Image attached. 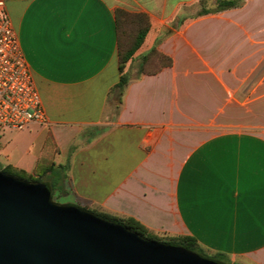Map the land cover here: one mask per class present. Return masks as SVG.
<instances>
[{
	"label": "crops",
	"instance_id": "0c3cea01",
	"mask_svg": "<svg viewBox=\"0 0 264 264\" xmlns=\"http://www.w3.org/2000/svg\"><path fill=\"white\" fill-rule=\"evenodd\" d=\"M4 2L47 119L11 165L63 166L80 207L264 264V0ZM119 8L150 18L120 97ZM152 47L172 65L143 73Z\"/></svg>",
	"mask_w": 264,
	"mask_h": 264
},
{
	"label": "water",
	"instance_id": "95a60500",
	"mask_svg": "<svg viewBox=\"0 0 264 264\" xmlns=\"http://www.w3.org/2000/svg\"><path fill=\"white\" fill-rule=\"evenodd\" d=\"M0 264H225L52 199L0 170Z\"/></svg>",
	"mask_w": 264,
	"mask_h": 264
},
{
	"label": "trees",
	"instance_id": "16d2710c",
	"mask_svg": "<svg viewBox=\"0 0 264 264\" xmlns=\"http://www.w3.org/2000/svg\"><path fill=\"white\" fill-rule=\"evenodd\" d=\"M241 4V0H217V6L215 10L227 9L237 7ZM208 10L202 9L200 13L207 12ZM116 34H117V45H118V63L120 77L118 83L114 86L113 90H117L119 97L122 95L127 83L128 77L124 71V66L129 61L134 53L139 49L143 43L145 36L150 28V18L146 13L142 12H129L124 9H116ZM172 59L161 53L156 47H152L145 55L141 58L140 71L143 73H155L163 67L171 66ZM61 169L63 166H59ZM0 170L13 174L25 180H32L45 183L51 190L53 197L55 191L59 188L60 173H56L57 170H49L44 175H37L35 172H27L24 169L14 167L11 164L2 165L0 162ZM63 170V169H62ZM59 172V171H58ZM46 176V181L42 177ZM83 208V207H82ZM87 209V208H85ZM89 210V209H88ZM92 212L105 217L107 219L114 220L121 223L133 231L146 236L151 239L167 242L172 245L181 247L187 251L212 258L216 261L230 264L227 256L223 253H208L203 247L199 245L194 237L187 235H159L132 217H120L113 216L107 213L98 212L91 210Z\"/></svg>",
	"mask_w": 264,
	"mask_h": 264
},
{
	"label": "built area",
	"instance_id": "2783aa9c",
	"mask_svg": "<svg viewBox=\"0 0 264 264\" xmlns=\"http://www.w3.org/2000/svg\"><path fill=\"white\" fill-rule=\"evenodd\" d=\"M47 121L4 0H0V134Z\"/></svg>",
	"mask_w": 264,
	"mask_h": 264
},
{
	"label": "rangeland",
	"instance_id": "374dc122",
	"mask_svg": "<svg viewBox=\"0 0 264 264\" xmlns=\"http://www.w3.org/2000/svg\"><path fill=\"white\" fill-rule=\"evenodd\" d=\"M5 6H6V3H5ZM134 58H137V57H134ZM129 61L125 63L124 70ZM33 137H34L33 135L27 132V129L4 130L3 132H1L0 134V162L1 164L4 166L7 164L19 163L20 165L26 167V165H28L30 161L34 159L33 158L34 155H36L38 152L39 138L35 139ZM32 141H34L35 144L31 148V150L28 152L27 151L28 146ZM17 159H19L20 162H17L16 161ZM55 170H57L56 173H60L59 176L61 179L59 181V187L62 188V191H60L58 188L57 191H55L52 199L55 202L60 203V204H71V205L78 206L76 202L74 201L71 193H66L65 191L68 188V183H67V179H65L64 177V171L61 168H58V169L56 168ZM40 174L41 173L39 170V175ZM42 179L46 181L45 177H42Z\"/></svg>",
	"mask_w": 264,
	"mask_h": 264
}]
</instances>
